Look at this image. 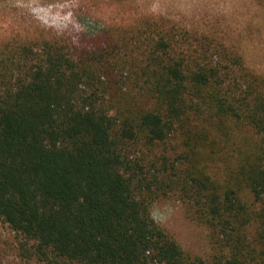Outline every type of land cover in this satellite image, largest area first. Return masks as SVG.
<instances>
[{
	"label": "trees",
	"instance_id": "16d2710c",
	"mask_svg": "<svg viewBox=\"0 0 264 264\" xmlns=\"http://www.w3.org/2000/svg\"><path fill=\"white\" fill-rule=\"evenodd\" d=\"M168 196L208 258L153 219ZM0 222L29 264H264V77L162 18L2 46Z\"/></svg>",
	"mask_w": 264,
	"mask_h": 264
},
{
	"label": "rangeland",
	"instance_id": "374dc122",
	"mask_svg": "<svg viewBox=\"0 0 264 264\" xmlns=\"http://www.w3.org/2000/svg\"><path fill=\"white\" fill-rule=\"evenodd\" d=\"M151 17L217 37L264 77V0H0V48L41 39L83 46ZM151 214L185 252L211 255L206 227L174 196L155 201ZM19 241L0 222V264H29L18 255Z\"/></svg>",
	"mask_w": 264,
	"mask_h": 264
}]
</instances>
